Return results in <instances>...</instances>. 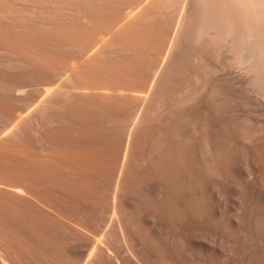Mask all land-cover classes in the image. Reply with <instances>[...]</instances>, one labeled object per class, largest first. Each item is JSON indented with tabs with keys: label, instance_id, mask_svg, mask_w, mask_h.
<instances>
[{
	"label": "bare ground",
	"instance_id": "bare-ground-1",
	"mask_svg": "<svg viewBox=\"0 0 264 264\" xmlns=\"http://www.w3.org/2000/svg\"><path fill=\"white\" fill-rule=\"evenodd\" d=\"M39 1L46 5L53 4V0ZM59 1L64 2L65 0ZM67 1L66 3L69 4V1ZM98 1L100 4V0ZM105 1L102 3L108 4V0ZM195 1L198 6L197 12L201 17L198 21L199 23L197 22L199 24V30L196 33L198 36H201L205 32L204 30L212 28L223 35H233L235 38L236 56L232 60L231 67H235L244 73L240 74L243 94L238 96V94L233 93L235 90L232 91L230 89L231 91H228L221 86H214V89L208 95L211 97L210 100L217 115L224 116L225 118L223 119L226 122L229 120L232 122L234 120H244V124L241 126V123L233 135L229 133L230 130L226 131L225 127L223 131L214 130V134L208 135V133L205 136H201V138L199 136L196 143L192 142L193 144H190L192 154L187 152L189 149L182 144V140L181 144L179 143L174 147L173 144L162 139L165 134L157 132L158 134L156 135L153 131L155 136L151 131L156 128V123L160 122L166 111L180 106L183 104L182 102H187L191 97L189 94L180 95L187 81L178 82L175 80L178 76L174 78V75L178 73L176 74L177 70L174 67L171 69V75L166 76L163 85L160 84V92L157 93L159 90L155 92L153 89L155 93L151 94L150 103L146 105L149 97L146 96L147 91H151L148 90L149 85H146L147 81L144 77L143 79L140 77L141 83L139 82L138 86L133 87L130 83V73H128V78L126 76L127 73L124 74L127 71L124 68H115L113 67L114 65L105 67L104 65L96 64V62L93 64V62L89 63L87 61L71 64L69 63L70 61L68 63L59 62L57 61L58 57L55 60L54 57L45 54L41 50L40 45L42 44L31 39L33 34H30L31 36L29 37V34L25 33L26 28L23 30L22 28L24 27L18 26L20 23L17 25L15 19H13L12 24L10 23V26L9 24L8 27L4 25L6 28L0 26L2 29L0 31V55L6 54L11 57L7 60L5 67L21 72L20 75L24 73L32 74V91L41 90L39 87L44 86L45 93L49 95L50 89L48 86L56 78L62 79L65 84L62 88L60 86V89L54 93V96L60 100V103L55 105V108L61 110V119L57 121L45 118L47 124L57 125L59 123L57 125L59 127L54 131L44 133L42 138L44 143L58 148V150L52 155H47L44 159L49 160L51 163H53L52 160L59 159L65 164L66 162L73 163L75 161L76 164L74 162V165L77 168V163L81 160H85L90 165L91 161L95 160L94 157H101V155H98L101 150L97 149V147H91L98 150L96 151L97 154L94 153L96 156L92 152H87L92 150L87 149V147L85 151L84 148L81 151L80 148L79 150H72L60 147L70 141H73L74 145V142L86 143L96 137L98 139L100 137H110L112 144L110 143L111 141L109 143L113 145L112 150L114 149L116 154L118 153L117 157L119 154L120 156L122 155L121 160L119 158L115 159L116 157H114L115 160L113 159L114 163L119 159V164L116 163L117 165L113 170L115 184L113 189V210L111 213L117 248L112 249L109 246L107 249L105 248L106 250H101L102 263L108 261L111 264H264V126L262 125L264 123V24L260 27V23H258L264 19V0ZM2 2L4 3V0ZM117 2L119 3L118 0ZM6 3H4L5 6L7 5ZM113 3L111 1V4ZM4 4H2L3 7ZM80 4L82 3L80 2ZM111 4L109 6L113 8L114 4ZM121 5L123 4L121 3ZM81 8L83 9L84 7ZM102 8L100 6L99 12L103 11L101 10ZM82 9H80V13H82ZM183 9L181 8L180 10ZM83 12L85 13L86 11ZM29 13L30 15L33 14L28 11L27 14ZM42 14L44 13L42 12ZM3 16L1 15V17ZM83 16L82 19L79 18V21L69 25L60 23L50 26L49 24H40V22L39 26L41 29L49 31L50 35L58 38L60 45L56 41V44L59 45L56 47L59 50L63 48L66 51L82 53V51L101 49L103 52L111 53L114 49L119 48L120 51H123V54H130V57L137 58L140 62L139 65L144 62V54L146 55L144 25L142 26L141 23H138L135 27H129L124 24L119 28L120 24H117L110 17V20H102L94 17V19H91V17L83 18ZM250 17L251 20L247 19ZM76 19L78 18L75 16L74 20ZM19 28L25 31L23 32L24 34H19L21 33L19 32L20 30L18 31ZM38 29L36 30L38 31ZM37 31L33 30V33ZM46 37L50 38L49 35ZM47 44L51 47L54 45L50 43V40ZM133 64L135 65V63ZM155 73H157V70ZM121 74L122 76L124 75L123 78L120 77ZM20 75L9 77L0 75V116L10 121H18L23 114L21 113L19 116L12 112L7 102L25 101V98L19 97L20 93L25 91V85L19 77ZM119 77L122 78L121 81L118 80ZM124 77L129 82H126ZM241 88L237 89L240 90ZM193 95L195 93H192V97ZM133 96L138 99L135 102H139L142 106L134 113L130 112L129 107L128 110L125 108L127 104L125 101L132 99L131 97ZM197 96L195 97L197 98ZM44 104L43 108L39 110L41 116L47 113V108H44ZM19 111L21 112V110ZM227 112L233 114L227 116ZM94 118H101L100 122L104 125L101 124L96 127L95 123H92L94 126L90 124L89 122L93 121ZM253 121H261L260 126L263 127L259 128L260 130L253 131V124L251 125V123H254ZM22 122L24 124L25 121L22 120ZM184 124L186 127V123ZM24 125L21 127L24 128ZM107 125L114 126L111 133H107L105 129ZM158 125H161V123ZM185 127L181 128L184 130ZM32 131L36 133L34 129ZM160 132L163 131L160 130ZM151 134L153 135L152 139L150 138ZM175 135L178 134L176 133ZM169 136L171 135L169 134ZM182 138L185 143L186 137ZM18 140L20 139L18 138ZM188 142L190 141L188 140ZM147 147L148 150H146ZM20 148L22 149V147ZM137 149L140 153L138 159L135 160V164L142 168L143 164L140 165L141 162L139 163V161H147L150 172L137 176L136 180H130L133 174V170L130 167L133 160L131 161L130 158L132 154L136 153L135 150ZM112 150L110 149L114 154L115 151ZM92 151L94 152V150ZM101 152L100 154H102ZM39 160L37 161L39 162ZM86 162L85 165H87ZM98 162H96L97 165ZM89 165L87 170H96V167L94 168L95 165L91 168ZM25 176L22 178L20 175L18 179V183H20V178H22L23 183L21 182V184L23 185H12L13 183H9L10 185L7 184L6 188L2 189L7 190L14 197H25L33 201V195L36 193L32 186H36V182L35 184H33V181L31 183L30 178L32 176L30 177L29 175L28 177L30 178L27 179L26 176V182H24ZM28 182L32 185L28 184ZM3 184L5 183L1 185ZM25 184H28V187L31 186L29 187L30 191ZM1 185L0 187H2ZM123 191L126 193L123 194ZM37 196H34L33 202L41 209L46 210L44 206L47 205L36 202L39 198ZM52 209L54 208L52 207ZM52 209L48 208V210L54 212ZM56 213L58 215L60 212L55 211L54 215ZM60 217L57 216V219L66 220ZM68 219L64 223L68 224ZM72 223L75 222L73 221ZM72 223L70 225H73ZM131 238L136 242L135 245L131 244ZM6 239H3V242L4 240L6 242ZM8 239L7 241H9ZM3 242L0 239V264H15L18 259L20 260L18 252L12 250L15 244L13 243L14 245H12V242H9L11 247L9 243H6L7 246H5V242ZM9 253L18 257H13L15 258L13 260L11 259L12 255L9 258ZM91 257L92 254L89 258Z\"/></svg>",
	"mask_w": 264,
	"mask_h": 264
},
{
	"label": "rangeland",
	"instance_id": "rangeland-1",
	"mask_svg": "<svg viewBox=\"0 0 264 264\" xmlns=\"http://www.w3.org/2000/svg\"><path fill=\"white\" fill-rule=\"evenodd\" d=\"M2 1H0V6L7 1L8 2L6 3V6L4 4V7L3 5L0 7V17L1 15H4L3 17H1L2 19L0 18L1 27L4 25L8 27V24L10 26L13 19H15L17 25L20 23L18 26H21V28L24 27L22 28L23 30L26 28V32L20 30L21 28H19L18 31L20 30L19 32H21L19 34H24L23 32H25L26 34H29V37L31 36L30 34H33L31 36V39H34L35 41L42 44L40 45L41 50L45 54L54 57L55 60L58 57L57 61L59 62L68 63V61H70L69 63L71 64L74 62L83 63L87 61L89 63L93 62V64L96 62V64L98 63L104 65L105 67L114 65L113 67L115 68H124L127 70L124 74L127 73L126 76H128V78L130 75V83L133 87H136L141 83L140 81L142 80H139L140 77H142V79L144 77L147 81L146 85H149L148 90L151 91H147L148 93L146 96L149 97L147 100L148 103L146 105L150 103V97L160 89V84L163 85L166 76L171 75V69L174 67L177 70L176 74L178 73L177 75H174V78L178 76L175 80H177L178 82L187 81V84L180 95L182 96L184 94H189L191 97L189 98V100H187V102H182L183 104H181L180 106H176L166 111L167 113L165 112V115L162 116V118L164 119L161 118L162 120L160 119V122L156 123V128L151 130L153 135H157L158 133H162L163 135L165 134L162 139L165 142L173 144L174 147L179 143L181 144L183 141L182 144L186 145L189 149L187 150V152L189 154H192V147L190 146V144L192 145V142L196 143V140L199 139V136L201 138V136H205V134L207 135L208 133V135H210L214 134L215 131H223L225 127L226 131L230 130L229 133H232L233 135L235 133V130L238 129L237 127H240L241 123V126L244 124V120H234L233 122L229 120L228 122H226L223 119L225 118L224 116L222 117L220 115H217L213 108L212 101L210 100L211 97H209L210 95H208L211 93L212 89H214V86H221L223 87V89L228 91L235 90L233 91V93L238 94V96L240 94H243L240 83L242 77L240 76V74L244 73H242L235 67H231L232 60L236 56L235 38L233 35H223L222 33L212 28L204 30L205 32H203L201 36H198V34L196 33H198L199 30L198 21L199 19H201V17L197 12L198 6L195 0H125L124 2H122L123 0H121V2L120 0H118L119 3L117 2V0H106L108 4L102 3L105 0H100L101 5L99 4L98 0H68L69 4L66 3L67 0H65L64 2L53 0V4L48 5L39 0H22L26 2H22L20 0H4V3ZM111 1L114 2V5L111 4ZM80 2L82 4H80ZM121 3L123 5H121ZM109 4L113 5V8L109 6ZM63 5L66 6L64 7ZM96 6L99 10L96 8ZM100 6L101 8L103 7L101 9L103 10L102 12H99ZM81 7L84 8L82 9ZM115 7L119 9L116 10ZM79 8L82 9V13H80ZM181 8L184 9L180 10ZM4 11H6V13H4ZM28 11L32 12L33 14H27ZM83 11L86 12L84 13ZM42 12L44 14H42ZM80 14H82V16L84 14L83 18H101L102 20H110L111 18L116 21L117 24H120L119 28L124 24L129 27H135L136 25H138V23H141L142 26L144 25V30L146 33V55L144 54V62L139 65L140 62L137 60V58H132V56L130 57V54H123V51H120L119 48L114 49V52L111 51V53L103 52L101 49H94L93 51L87 52L82 51V53L66 51L63 48L59 50L56 47L60 45V42H58V38L50 35L49 31H45L39 26L40 22V24H49L50 26H55L60 23H66L68 25L73 24L75 23V21H79V18L82 19V16H80ZM75 16L78 19L74 20ZM20 19L22 23L20 22ZM247 19L251 20V17ZM258 23H260L261 27L264 24V19L261 20V22L259 21ZM6 26H4V28H6ZM28 26L30 30L29 28H27ZM1 27L0 31L2 30ZM37 28L40 29H38V31L40 32L36 30ZM33 30L37 32L33 33ZM48 35L50 36V38L46 37ZM33 36L34 38H32ZM49 40L51 44H54L52 47L47 44ZM56 41L59 45L56 44ZM91 52L94 54H92ZM10 58L11 57L6 54L0 55V75L9 77L21 74V72L9 69L10 67H5L7 60ZM133 63H135V65ZM128 64L131 68L128 66ZM156 70L157 73H155ZM128 73L130 74L128 75ZM142 74H144V76H142ZM123 76L121 74L120 77L123 78ZM19 77L22 79V82L25 85L24 90H27V92L23 91L24 95L22 92V94L20 93L19 95V97L23 99L25 98V103L23 101H16L17 103L14 101L7 102L9 103V106L11 107L9 109L12 112L18 114L19 116L21 115V113H23L21 115L22 119L20 117L18 121H10L0 116V158H2L0 159V185L2 183H5L1 185L2 187H0V223L2 224H0V233L2 235H0V239L3 242V239H6L8 237L9 239H7L9 241H7L6 239L5 242L4 240L5 246H7L6 243L8 244L9 242H12V245H15L13 247L10 245V243L9 245L14 248L12 250L18 252L17 254H19L18 257L15 254H11L12 252L10 251L11 253H9V258H11V255V259L13 260L15 259L13 257L20 258V260L18 259L19 262L16 259L17 262L15 264H111L108 263V261H106L105 263L101 262V250H106L109 246V248L112 249L117 248L116 235L113 228V222H111V213L113 210L114 198L113 189L115 184L113 170L114 167L119 164L118 161L119 159L121 160L122 155L120 156L119 154V156L117 157L118 153L116 154V151L114 149L112 150L113 145H111L112 141L110 137H100V139L96 137L97 139H92L91 141H87L86 143L74 142L73 145V141H70L68 143H64V145L60 147L72 150H79L80 148L81 151L83 150V148L85 151L86 147L87 149L89 148V150L93 147H97V149L102 151H100L102 154H100V152L98 154L99 156L101 155L100 158L94 155V153H96V151L98 150L92 149L94 150V152L92 150L87 151L92 152V154L96 156L94 157L95 160H93V162L91 161V163L89 160H87L90 165L93 163L92 166L87 164L85 160H81L80 162H78L79 164L77 163V168V166L74 165L75 161H73V163L66 162L65 164V162L59 159L52 160L53 163H51L49 160L44 159L47 155H52L58 150V148L49 146V144L44 143L42 138L44 137V133L54 131L57 129V127H59L57 126L59 123L57 125H50L46 122L47 120H49V118H51V120L57 121L61 119V110L55 108V105L59 104L60 100H58L54 96V93L55 91L60 89V86L62 88L65 84L62 79L56 78L55 80H52L51 84L48 86V88L50 89V94L48 95L44 91V86H40L39 88L41 90L38 91L31 90V86L33 84L32 74L24 73ZM119 78L118 80L121 81L122 78ZM124 78L126 81L127 78ZM127 81L129 82V80ZM214 82H216L217 85ZM237 88L241 89L238 90ZM153 89L155 90V92ZM160 90L157 93H159ZM192 93H195L193 97ZM196 93L198 96L196 95ZM195 96H197L198 99ZM131 98L132 99L125 101L127 102L125 108L126 110H128L129 107V109L131 110L130 112L134 113L142 106L139 104V102H135L138 101L136 97L133 96ZM50 100L52 101L50 102ZM43 103L47 104V106H45L44 104V108H47V113L46 115L41 116L39 110L43 108ZM19 104L21 105L19 106ZM19 110H21V112ZM182 114L184 117L182 116ZM232 114L233 113L230 112L226 113L227 116H230ZM45 118H47V120H45ZM22 120L25 121V125L23 124ZM100 121L101 118H94L93 121H90L89 123H95L94 125L96 127H99L101 124L104 125ZM171 121L172 123H170ZM223 122L225 123L223 124ZM253 122L254 123H251V125L253 124V131L260 130L259 128L264 126V123L262 124L263 126H260V124L262 123L261 121ZM160 123L161 125H158ZM184 123H186V127ZM23 125L24 128L21 127ZM193 125L195 126V128ZM181 127H185V129L183 130V128ZM192 127L193 129H191ZM113 128V125L105 126L107 133H111V130ZM33 129L36 133L32 131ZM196 129L197 131H195ZM160 130L163 132H160ZM153 131L155 134L153 133ZM176 131H178L179 133ZM205 131L206 133H204ZM20 132L23 133L21 134ZM176 133L179 136L175 135ZM169 134L171 136H169ZM151 135L150 138L152 139L153 135ZM182 137H186V144L184 143V139ZM18 138L20 140H18ZM188 140L190 142H188ZM20 147H22V149ZM110 149L112 151H115L114 154L116 156L110 151ZM138 149L135 150L136 153H134L135 151L133 152L134 154H132V156H134H131L130 158L131 161L133 160V163L130 164V167L133 170V174L130 177V180H136L137 176H142V174H148L150 172V169H148L149 167L147 166V161H139V163L141 162L140 165L143 164V167L141 166L142 168H139L135 164V160L138 159L140 153ZM45 150L47 151L45 152ZM146 150H148V147ZM37 156H40L39 159L41 161ZM114 157H116L115 159L119 158L116 162L117 164L114 163ZM19 158L21 159L20 161ZM37 160H39L40 164ZM82 161H85L87 165H85V162L83 163ZM95 161L98 162V165H100L101 168H99L100 166H98ZM49 162L52 166L49 164ZM80 165H82L83 167ZM88 165L90 168L95 165L94 168L96 167L97 171L93 169H91V171L87 170ZM79 167H81L80 170ZM83 169H85L86 171ZM138 170L141 171L137 172ZM25 174L27 176V179L32 176V179L30 178L31 183L34 182L33 184H35L36 182V186H32L34 187L33 190L36 194L33 195V198L31 195V198L34 201V196L40 194L38 195L39 198L37 196L38 199L36 198V202H38L39 204L41 202L42 204L44 203L45 205H47L44 206V208L48 212L38 207L32 200H29L25 197H14L13 195H10L7 190L2 189L6 188L7 184L10 185L9 183H13L12 185H18L21 184V182L23 183L22 178L23 176H25ZM20 175L22 178H20L21 182L18 183ZM28 175L30 177H28ZM26 176L24 177V182H26ZM15 182H17V184H15ZM30 182H28V184L32 185ZM28 184H25V186H27L29 190V187L31 186L28 187ZM125 190L127 191L126 188ZM125 193L126 192L123 191V194ZM49 204L50 206H52L50 207ZM52 207L54 209H52ZM48 208L54 210V212H60L58 213V215L57 213L55 215H57L58 217L61 216V219L65 218L67 220L69 218L68 224L74 221L75 223H72L74 227L73 225H70L71 223L69 225L64 223L66 220L64 221L60 220L59 218L57 219V216L55 217L54 212L48 210ZM131 244H136L133 238H131ZM91 254L92 257L89 258Z\"/></svg>",
	"mask_w": 264,
	"mask_h": 264
}]
</instances>
